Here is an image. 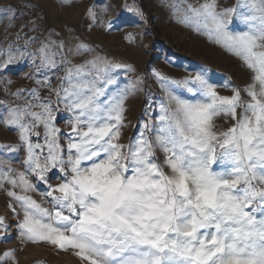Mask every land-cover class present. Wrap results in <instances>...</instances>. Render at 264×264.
I'll use <instances>...</instances> for the list:
<instances>
[{
    "label": "snow or ice",
    "instance_id": "6c2138e0",
    "mask_svg": "<svg viewBox=\"0 0 264 264\" xmlns=\"http://www.w3.org/2000/svg\"><path fill=\"white\" fill-rule=\"evenodd\" d=\"M187 11L197 32L241 61L249 73L244 87L211 82L206 72L174 80L153 71L167 101L158 103L157 116L145 102L138 134L127 143L121 142L127 102L147 80L137 76L120 88L110 73L134 72L131 66L93 55L64 68L58 88L45 73L36 83L56 97L55 106L35 89L15 93L28 96L0 117V126L17 137L15 147L0 152V191L23 241L71 252L80 264H264V0L224 8L219 0H202ZM135 12L143 17L142 9ZM101 15L86 10L89 30H119L107 12L104 20ZM233 18L240 31L231 30ZM24 27L0 49V76L27 56L34 71L25 78L31 80L41 69L57 68L58 50H66L50 34L30 52L38 38L21 36ZM92 51L83 41L74 49L77 56ZM218 87L231 94H219ZM60 105L69 114V131L57 125ZM18 152L24 153L22 171L10 166ZM8 231L0 218V242H10ZM15 255L0 254V264H16Z\"/></svg>",
    "mask_w": 264,
    "mask_h": 264
},
{
    "label": "rangeland",
    "instance_id": "374dc122",
    "mask_svg": "<svg viewBox=\"0 0 264 264\" xmlns=\"http://www.w3.org/2000/svg\"><path fill=\"white\" fill-rule=\"evenodd\" d=\"M219 2L220 7L224 8L235 7L237 4H251L252 0ZM200 3L202 0H71L69 7L62 0H0V49H5L13 43L15 33L21 25H25L21 36L27 34L38 38L37 44L29 49L30 52H34L40 40L50 34L52 40L63 43L66 48L58 50L57 68L41 69L34 73L31 80L25 78L26 74L34 71L30 58L26 56L16 64L9 65L11 71L0 76V117L6 116L7 108L23 105L28 92H23L19 97L15 95L23 88L37 90L42 98L51 100L55 106L56 97L50 96L44 86L37 84L36 81L44 79L46 73L51 77L52 87L58 88L61 83L60 77L65 74L64 68L83 65L93 55L106 57L108 60L135 69L134 72L126 71L124 68L111 70L110 74L118 81L120 88L129 86L137 76L147 80L146 86L142 87L139 94L127 102L129 111L126 123L129 126L123 129L122 143H127L128 138L138 134L137 123L143 114L146 101L153 105V116L159 114L158 103L167 101L166 93L152 78L153 71L163 73L174 80L206 72L211 82L244 87L249 81V73L243 70L241 61L225 48L211 42L206 34L196 31L197 21L187 11V6H199ZM90 7L96 8L102 14V20L103 14L107 12V21L117 25L119 30H113L110 34L106 27L104 31L89 30L86 10ZM137 8L143 10L142 18L136 14ZM240 10L248 11L246 8ZM37 15L40 17L39 20H36ZM30 21L35 22L36 31L29 30L32 26ZM230 28L234 32L240 31L241 25L233 18ZM129 34L136 37L133 43L125 40ZM81 41L93 50L92 53L87 56L75 54V46ZM20 44L22 45L23 41H20ZM65 59L70 63H63ZM217 91L221 95L231 94L224 87H218ZM176 94L191 98L190 94L182 90H176ZM34 110L39 111L38 108ZM68 115L60 105L57 125L62 131L70 130L66 124ZM16 139L14 131L0 126V152H4L7 145L15 147ZM14 155L16 159L10 166L22 171L20 161L24 159V153L18 152ZM57 182L53 180L54 184ZM44 187L46 186L37 185L40 191H43ZM30 195L44 207H49L38 192ZM8 203V197L0 191V218L9 226L7 238L10 241L0 242V254L15 251L16 264H80L71 252L58 251L44 243L23 241L18 236L19 230L15 226L18 219L9 211ZM4 235L0 232V237Z\"/></svg>",
    "mask_w": 264,
    "mask_h": 264
}]
</instances>
